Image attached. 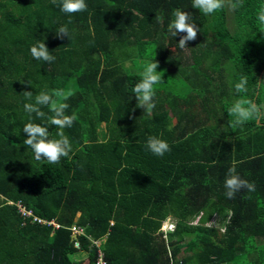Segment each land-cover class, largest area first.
<instances>
[{"label":"trees","instance_id":"obj_1","mask_svg":"<svg viewBox=\"0 0 264 264\" xmlns=\"http://www.w3.org/2000/svg\"><path fill=\"white\" fill-rule=\"evenodd\" d=\"M85 2L86 11L68 14L59 0H0V264H76L77 251L93 264L98 239L106 264H167L168 252L184 264H264V122L232 129L227 113L241 98L264 102V86L256 87L264 80V0L232 9L231 32L224 9L205 15L193 0ZM177 10L199 29L186 55L183 34L168 31ZM61 26L69 39L55 35ZM39 42L53 62L32 57ZM132 58L155 60L161 71L150 114L136 107L142 72ZM173 72L198 91L174 92ZM241 76L248 92L237 94ZM56 89L72 90L66 114L77 119L63 129L72 151L50 164L23 144L26 123L46 124L25 112L32 101L24 91ZM46 126L58 139L61 130ZM153 136L171 150L154 155L146 146ZM234 161L255 191L229 199L224 182ZM198 214L199 224L186 223ZM167 215L175 225L165 242L157 229ZM212 215L227 217L219 235L202 224ZM71 226L83 233L72 238Z\"/></svg>","mask_w":264,"mask_h":264},{"label":"clouds","instance_id":"obj_2","mask_svg":"<svg viewBox=\"0 0 264 264\" xmlns=\"http://www.w3.org/2000/svg\"><path fill=\"white\" fill-rule=\"evenodd\" d=\"M53 4H57V0H51ZM243 5V0H193L192 6L199 9L203 14L210 15L219 10L229 7L233 10ZM60 10L64 13L72 14L87 10V4L85 0H59ZM190 15L186 11L177 10L174 13V19L168 25V31L176 37L178 33H181L179 39V47L185 48L187 42L194 41L199 31L198 27L190 23ZM257 19L261 26H264V6L261 7L257 14ZM55 35L58 38L63 39L67 37L69 39V32L66 26H61ZM30 52L33 58L42 60L47 63H51L55 60V56L50 54L49 49L45 42H39L37 45H33L30 48ZM158 62L152 60L146 64L142 72V78L138 83L135 84L132 89V93L135 95L137 100L136 107L142 108L143 112L151 113L152 109L155 108L154 96H155V85L162 83L161 71H157ZM22 83L32 86L31 81H23ZM248 80L247 77L241 76L238 82L234 85V91L237 94L248 92ZM264 86V80H259L256 87L259 90ZM72 90L64 91L63 89L53 90L51 93L47 91H40L34 96L32 91H24L26 100L32 101L24 104V110L29 115L35 114L36 117L41 120H45L46 124L41 125L39 123H26L23 127V132L26 134V139L23 140V144L30 147L34 158L36 160H46L50 164H58L62 157H68L72 151L71 143L68 137L64 134L63 129L71 127L74 121L77 119L75 113L72 115L66 114V109L69 105L66 101L73 95ZM42 107H48L51 116H47ZM229 117L233 119L229 120V125L232 129L244 125L246 122L255 121L257 123L264 122V102L257 103L252 99H238L232 106L227 109ZM50 124L60 129L57 133L58 139H49V129L46 126ZM147 148L156 156H163L166 152L170 151L169 144L158 137H150L147 140ZM236 161L228 169V176L225 179L224 187L226 189L225 195L231 199L234 198L235 194L242 189L248 191H255L254 183L242 179L236 174ZM188 225H196L200 223V214L194 215L188 220H185ZM175 225V220L171 222L166 216L160 221L157 229L162 239L163 229L166 224ZM53 224V222H52ZM207 227L216 229L217 234H221L224 230L223 224L217 220V215H212L208 220L202 223ZM173 229L167 230L168 233L172 232ZM74 237V236H73ZM166 242V238L164 240Z\"/></svg>","mask_w":264,"mask_h":264},{"label":"rangeland","instance_id":"obj_3","mask_svg":"<svg viewBox=\"0 0 264 264\" xmlns=\"http://www.w3.org/2000/svg\"><path fill=\"white\" fill-rule=\"evenodd\" d=\"M224 15H225V26H226V28L228 29V31H232V29H233V25H234V23H233V20H232V9L231 8H229V7H225L224 8ZM211 33L209 32V34L208 35H210ZM187 52H188V50H186V48H183L182 49V53H183V55H186L187 54ZM146 65H143L142 63H141V60L139 59V58H132L131 59V67L132 68H134V70H136V71H138V72H143V69H144V67H145ZM173 74L174 75H171L173 78H171V80H168V81H172V83H171V85H172V87H174L172 90L174 91V92H177V93H181V94H184V93H192V91L195 89L196 91H198V86L196 85V86H193V88L190 86V85H188V83L186 82V80H184V78L182 77V76H176V74L173 72ZM194 90V91H195ZM188 107H190L189 106V104H186ZM181 106H183V105H181ZM180 106V107H181ZM192 106H194V105H192ZM182 108V107H181ZM195 106L194 107H192L191 108V110H195ZM104 125V123L102 122L101 124H100V126L102 127ZM211 137V136H210ZM210 137H208L207 138V140L210 138ZM234 137H232L231 139H230V141H232V142H234ZM206 140V141H207ZM206 141L204 142L203 141V144H204V146H205V143H206ZM206 150H208L207 148H205ZM202 151H204V149L202 148L201 149ZM167 217L169 218V221L171 220V222H172V220L174 221L175 219L171 216V215H167ZM217 220H219V223H221V224H225L226 223V220H227V217H224V218H222V217H220V216H218L217 215ZM157 234H158V231H157ZM159 235H160V233H159ZM191 236H194V232H191V234H190ZM211 241H212V239H211ZM86 255H85V253H82V252H80V251H77L73 256H72V259L73 260H75L76 261V264H87V260H86V257H85ZM177 258L178 259H180L181 258V255H179L178 254V256H177Z\"/></svg>","mask_w":264,"mask_h":264},{"label":"built area","instance_id":"obj_4","mask_svg":"<svg viewBox=\"0 0 264 264\" xmlns=\"http://www.w3.org/2000/svg\"><path fill=\"white\" fill-rule=\"evenodd\" d=\"M16 206L18 208V210L22 213V214H29V211L28 210H25L22 206H20V204L16 203ZM54 226L56 227L57 224H54ZM166 228L167 230H171L173 229V224L171 223H168L166 224V226L164 227L163 229V238L165 240L166 238ZM70 232H71V236H76L77 234H82L83 233V230H82V227H79V226H71L70 227ZM101 241L102 239H98V240H92L91 243L95 246L96 248V258H95V261L93 262V264H106V261L105 259L103 258V255H102V251L100 250V244H101ZM74 246H78V243L77 241H74ZM167 264H184L182 263V261L178 258H176V260L174 261L171 257H170V254L168 252V262Z\"/></svg>","mask_w":264,"mask_h":264},{"label":"water","instance_id":"obj_5","mask_svg":"<svg viewBox=\"0 0 264 264\" xmlns=\"http://www.w3.org/2000/svg\"><path fill=\"white\" fill-rule=\"evenodd\" d=\"M73 238V236H71Z\"/></svg>","mask_w":264,"mask_h":264}]
</instances>
